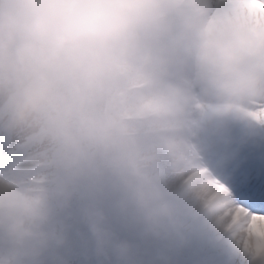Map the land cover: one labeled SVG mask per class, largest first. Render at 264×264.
<instances>
[{
    "label": "clouds",
    "instance_id": "9594fccd",
    "mask_svg": "<svg viewBox=\"0 0 264 264\" xmlns=\"http://www.w3.org/2000/svg\"><path fill=\"white\" fill-rule=\"evenodd\" d=\"M262 107L264 0H0V264H252Z\"/></svg>",
    "mask_w": 264,
    "mask_h": 264
},
{
    "label": "snow or ice",
    "instance_id": "6c2138e0",
    "mask_svg": "<svg viewBox=\"0 0 264 264\" xmlns=\"http://www.w3.org/2000/svg\"><path fill=\"white\" fill-rule=\"evenodd\" d=\"M258 111L264 112V107L260 108ZM232 187L236 191L237 185L233 182ZM249 201L248 206L252 208L253 212L264 213V202H260L258 199H247ZM255 219V218H254ZM245 252L251 257L252 264H264V250H261L259 246L253 248L250 246H245Z\"/></svg>",
    "mask_w": 264,
    "mask_h": 264
}]
</instances>
